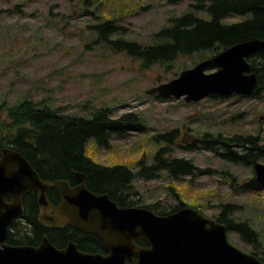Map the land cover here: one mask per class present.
<instances>
[{
	"label": "rangeland",
	"instance_id": "374dc122",
	"mask_svg": "<svg viewBox=\"0 0 264 264\" xmlns=\"http://www.w3.org/2000/svg\"><path fill=\"white\" fill-rule=\"evenodd\" d=\"M193 1L97 0L85 8L81 0H0V147L18 129L6 131L10 125L6 109L21 99L61 107L67 115L90 116L98 107L109 108L114 115L133 112L144 120L145 132L112 138L108 150L90 140L88 154L100 163L133 167L140 153L152 154L156 147L152 135L176 128L181 145L171 146L170 158H189L198 169L193 175L172 177L162 172L159 178L134 179L138 203L157 202L160 209H169L176 202L172 187L183 202L213 218L222 203L230 202L237 206L234 219L246 220L264 237V187L241 189L253 176L252 167L221 160L202 143L195 150L184 148L206 133L226 137L260 133L264 139V92L259 99L236 94L209 95L194 102L156 99L145 90L193 67L201 55H180L169 68L154 64L143 69L138 59L95 43L89 28L99 19L116 18L125 27L126 38L153 42V33ZM258 161L264 163V158ZM225 168L236 177L235 188L221 175ZM227 239L245 252L254 250L235 232L228 231Z\"/></svg>",
	"mask_w": 264,
	"mask_h": 264
},
{
	"label": "trees",
	"instance_id": "16d2710c",
	"mask_svg": "<svg viewBox=\"0 0 264 264\" xmlns=\"http://www.w3.org/2000/svg\"><path fill=\"white\" fill-rule=\"evenodd\" d=\"M96 1L81 0V3L88 8L95 6ZM165 1L174 4L181 0ZM231 16L236 18L228 20ZM89 28L95 34V43L138 59L143 69H149L154 64L169 68L180 55L197 54L203 60L241 41L264 39V0H194L185 12L171 17L167 25L154 32L153 42L148 43L126 38L125 27L116 18L99 19ZM247 60L251 71L257 75V85L250 96L259 99L264 92V51L254 53ZM153 97L167 100L158 95ZM6 117L10 120L6 131L18 127L6 139L9 147L24 155L37 174L50 182V186L59 179L75 181V173L79 172L85 175V184L90 191L107 194L119 206L146 207L160 215L189 206L172 187L169 189L174 193L176 202L169 209H160L157 202L138 203L135 198L138 192L132 184L136 178H159L162 172L177 177L180 174L193 175L198 170L189 158H170L171 146L181 145L177 142L179 133L176 128L152 135L156 146L152 154L149 156L143 151L131 167L125 163L96 161L88 154L87 144L92 140L99 148L108 150L112 138H123L131 132H145L147 125L133 112L114 115L111 109L98 107L92 110L90 116L67 115L61 107L21 99L6 109ZM201 143L221 160L235 164L252 166L264 158V139L260 133L227 137L220 133L215 136L206 133L184 148L195 150ZM221 175L235 188L236 177L228 168L221 170ZM263 187L264 183L254 176L241 185L242 190L252 191ZM53 189L50 187V191ZM236 208L233 203H222L213 219L224 224L227 232H235L245 243L252 245L254 250L251 253L264 261V251H260L264 248L263 235L246 220L234 219ZM9 228L7 242L10 244L36 246L46 234L58 248L64 247L66 241H72L82 251L106 253L104 243L97 236L70 225L60 230H49L35 217L25 225L12 223ZM53 232L59 236L54 237ZM137 244L148 245L144 240H138Z\"/></svg>",
	"mask_w": 264,
	"mask_h": 264
},
{
	"label": "water",
	"instance_id": "95a60500",
	"mask_svg": "<svg viewBox=\"0 0 264 264\" xmlns=\"http://www.w3.org/2000/svg\"><path fill=\"white\" fill-rule=\"evenodd\" d=\"M262 50L264 39L233 44L145 93L182 97L186 102L211 94L250 95L257 75L247 57ZM1 153L0 264H264L232 245L226 226L214 219L191 209L158 216L146 209L119 206L107 194L90 191L82 175L77 176L81 183L73 188L61 179L52 183L60 195L54 206L46 195L49 182L42 180L19 152L2 148ZM255 170L257 178H264V165L256 163ZM29 190L36 192L39 222L44 228L68 224L92 233L102 240L107 252L82 251L74 242L58 248L46 235L36 246L7 243L10 221L22 210V195ZM6 196L11 202L5 201ZM138 240L148 245L140 246Z\"/></svg>",
	"mask_w": 264,
	"mask_h": 264
},
{
	"label": "flooded vegetation",
	"instance_id": "af4514ba",
	"mask_svg": "<svg viewBox=\"0 0 264 264\" xmlns=\"http://www.w3.org/2000/svg\"><path fill=\"white\" fill-rule=\"evenodd\" d=\"M3 147H9L8 143H4L1 145V148H0V158L2 157V153H1V149ZM11 149H13L12 147H9ZM22 155V154H21ZM24 156V155H22ZM26 159V157H24ZM27 160V159H26ZM29 162V161H28ZM30 163V162H29ZM31 165V164H30ZM32 167V165H31ZM33 168V167H32ZM34 169V168H33ZM35 170V169H34ZM36 171V170H35ZM40 177V176H39ZM41 178V177H40ZM42 179V178H41ZM54 182V181H53ZM69 184L72 185V186H76L78 185L79 183H81V181L76 177L75 178V181H71V180H68ZM83 183L85 184V179L83 180ZM86 185V184H85ZM50 187H53V186H48V188L46 189V195H47V198L49 200V202L54 205V206H57L59 201H60V195H59V191L57 188L54 187V189L52 191H50ZM87 187V186H86ZM88 188V187H87ZM57 189V190H56ZM5 201L7 202H11V198L6 196L5 198ZM21 204H22V210L19 212V214H17L14 218H12V220L10 221V224L9 226L12 224V223H15V224H19V225H25V223H29L31 221V219L37 217L38 220H39V217H38V202H37V195H36V192L31 190L30 192L28 193H25L22 195V198H21ZM36 207V208H35ZM32 210V211H29V210ZM34 215H33V214ZM68 225V224H66ZM64 225L62 228H59V229H56V228H47L49 230L53 229V230H60V229H64L65 226ZM10 233V228L8 230V234ZM8 234H7V237H8ZM53 236H59L58 234H56L55 232L52 233ZM7 237H6V242H7ZM48 237V236H47ZM66 241V240H65ZM69 242H72V241H66L64 243V245L66 246ZM8 243V242H7ZM10 244V243H9ZM14 245V244H12ZM77 245V244H76ZM107 252V251H106ZM98 253H101V252H98Z\"/></svg>",
	"mask_w": 264,
	"mask_h": 264
},
{
	"label": "bare ground",
	"instance_id": "6f19581e",
	"mask_svg": "<svg viewBox=\"0 0 264 264\" xmlns=\"http://www.w3.org/2000/svg\"><path fill=\"white\" fill-rule=\"evenodd\" d=\"M258 39H261V38H258ZM246 41V40H245ZM241 42H243V41H241ZM262 51H264V50H262ZM258 52H260V51H258ZM253 55V54H252ZM251 56V55H250ZM257 85V84H256ZM252 94V93H251ZM250 94V95H251ZM211 95H214V96H219V97H226V96H232V95H235V93H231V94H228V95H222V94H211ZM250 95H247V96H250ZM159 96V95H158ZM209 96V95H208ZM159 97H161V98H163V99H173V98H170V97H163V96H159ZM204 98V97H203ZM175 99V98H174ZM198 138V136H196V138L195 139H197ZM194 139V140H195ZM112 141V140H111ZM111 144V143H110ZM1 148V147H0ZM3 148H9V147H3ZM14 150V149H13ZM16 151V150H15ZM18 152V151H17ZM24 157V156H23ZM28 161V160H27ZM256 163H260V164H262V165H264V163H262V162H259V161H256L252 166H250V167H252V171H253V176L255 177V179H257L258 181H260V182H262V183H264V178H257V174H256V170H255V164ZM30 164V163H29ZM78 175H82V176H84V179H85V175L84 174H82V173H79V172H76L75 173V178L78 176ZM43 180V179H42ZM61 180H63V179H61ZM65 181H67V180H65ZM49 182V181H48ZM51 184H50V182H49V186H50ZM53 186V185H52ZM68 186L69 187H71V188H73V187H75V185L74 186H72V185H70L69 184V182H68ZM54 187V186H53ZM57 190V189H56ZM31 190H29V191H27V192H25V193H28V192H30ZM24 193V194H25ZM94 193V192H93ZM96 194H98V193H96ZM117 204V203H116ZM127 207H130V208H140V209H146V210H149V211H151V212H153L152 210H150V209H148V208H146V207H139V206H127ZM182 209H191V210H194V211H196V212H198V213H200L201 215H203L198 209H196V208H193V207H189V206H187V207H184V208H182ZM179 210H181V209H179ZM179 210H177V211H179ZM176 212V211H175ZM175 212H172V213H168V214H164V215H160V214H156V213H154V214H156V215H158V216H166V215H170V214H173V213H175ZM204 216V215H203ZM204 217H206V216H204ZM208 218V217H207ZM210 219H213V218H210ZM215 220V219H214ZM20 224V223H19ZM26 224V223H25ZM54 229V228H53ZM46 235V234H45ZM44 236V235H43ZM42 236V237H43ZM47 236V235H46ZM38 245V244H37ZM236 247V246H235ZM239 249V248H238ZM241 250V249H240ZM241 251H243V250H241ZM243 252H245V251H243ZM245 253H248V252H245ZM248 254H251V255H253V256H255L254 254H252V253H248ZM256 257V256H255ZM256 258H258V257H256ZM259 259V258H258ZM260 260V259H259ZM260 261H262V260H260ZM262 262H264V261H262Z\"/></svg>",
	"mask_w": 264,
	"mask_h": 264
}]
</instances>
